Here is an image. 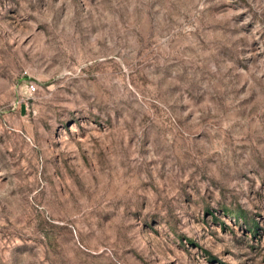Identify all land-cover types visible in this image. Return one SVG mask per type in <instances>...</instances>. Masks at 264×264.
Here are the masks:
<instances>
[{"label":"rangeland","instance_id":"374dc122","mask_svg":"<svg viewBox=\"0 0 264 264\" xmlns=\"http://www.w3.org/2000/svg\"><path fill=\"white\" fill-rule=\"evenodd\" d=\"M0 264H264V0H0Z\"/></svg>","mask_w":264,"mask_h":264},{"label":"built area","instance_id":"2783aa9c","mask_svg":"<svg viewBox=\"0 0 264 264\" xmlns=\"http://www.w3.org/2000/svg\"><path fill=\"white\" fill-rule=\"evenodd\" d=\"M30 89H34L35 88V85L33 83H30Z\"/></svg>","mask_w":264,"mask_h":264}]
</instances>
